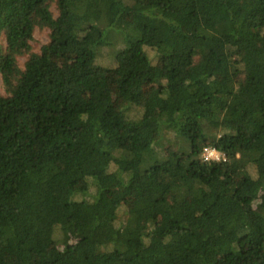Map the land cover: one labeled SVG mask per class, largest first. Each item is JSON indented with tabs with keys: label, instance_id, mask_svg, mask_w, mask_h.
<instances>
[{
	"label": "trees",
	"instance_id": "1",
	"mask_svg": "<svg viewBox=\"0 0 264 264\" xmlns=\"http://www.w3.org/2000/svg\"><path fill=\"white\" fill-rule=\"evenodd\" d=\"M0 74V264H264V0H0Z\"/></svg>",
	"mask_w": 264,
	"mask_h": 264
},
{
	"label": "rangeland",
	"instance_id": "2",
	"mask_svg": "<svg viewBox=\"0 0 264 264\" xmlns=\"http://www.w3.org/2000/svg\"><path fill=\"white\" fill-rule=\"evenodd\" d=\"M49 40V30L47 28H36L35 32H34V35H33V39L31 41V48H32V51H39L41 46L45 43H47ZM2 44L3 46L5 47V42L4 40L2 41ZM100 56L98 58V62L99 63H102L104 65H107L109 67L113 66L114 63L112 61V56L110 55V50L109 49H102L101 52H100ZM26 57L27 55L25 56H20L19 57V62L20 64L23 63L25 60H26ZM55 59L58 63L62 64L66 61H69L71 60V58H68V57H63V56H55ZM156 63L158 62L157 60H155ZM159 65L161 66L162 63ZM159 66V67H160ZM111 78V77H110ZM112 96L114 97V100H115V104H116V107H121L124 102L127 104V101L125 100L124 97H122L120 91L118 90L117 86L113 83L112 81ZM150 87V86H149ZM148 87V88H149ZM145 90L147 91V88H145ZM0 94H4V88H3V80H2V75L0 74ZM120 109V108H118ZM140 114V109L137 108V107H134L132 108L131 112H130V115L132 117H136ZM133 196L130 195L128 197V200L121 206V215H126L127 214V209L129 208V205H130V202L132 200ZM8 261L10 262V264H13V258L9 257Z\"/></svg>",
	"mask_w": 264,
	"mask_h": 264
},
{
	"label": "built area",
	"instance_id": "3",
	"mask_svg": "<svg viewBox=\"0 0 264 264\" xmlns=\"http://www.w3.org/2000/svg\"><path fill=\"white\" fill-rule=\"evenodd\" d=\"M201 158L205 162H224L227 160V155L217 147L205 146L201 152Z\"/></svg>",
	"mask_w": 264,
	"mask_h": 264
}]
</instances>
